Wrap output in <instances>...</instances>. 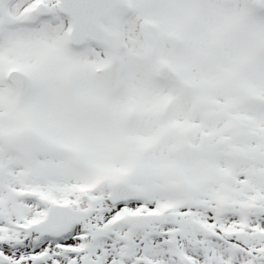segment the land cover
<instances>
[{"label":"snow or ice","instance_id":"6c2138e0","mask_svg":"<svg viewBox=\"0 0 264 264\" xmlns=\"http://www.w3.org/2000/svg\"><path fill=\"white\" fill-rule=\"evenodd\" d=\"M0 264H264V0H0Z\"/></svg>","mask_w":264,"mask_h":264}]
</instances>
